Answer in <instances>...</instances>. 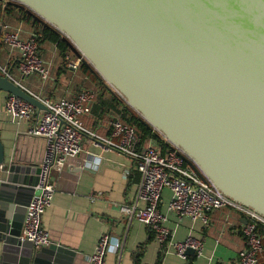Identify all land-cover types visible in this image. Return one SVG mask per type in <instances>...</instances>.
Listing matches in <instances>:
<instances>
[{
  "label": "water",
  "instance_id": "1",
  "mask_svg": "<svg viewBox=\"0 0 264 264\" xmlns=\"http://www.w3.org/2000/svg\"><path fill=\"white\" fill-rule=\"evenodd\" d=\"M9 1L65 35L143 125L264 217V0ZM0 90L46 109L11 78ZM0 165V264H73V249L20 239L39 163L0 139Z\"/></svg>",
  "mask_w": 264,
  "mask_h": 264
},
{
  "label": "crops",
  "instance_id": "2",
  "mask_svg": "<svg viewBox=\"0 0 264 264\" xmlns=\"http://www.w3.org/2000/svg\"><path fill=\"white\" fill-rule=\"evenodd\" d=\"M10 25V30L22 29L20 37L23 40L36 37L25 22ZM19 57V51L11 49L0 37V66L7 69L10 77L0 70L1 76L11 78L42 99L74 100L82 92L93 93L91 113L82 116L84 124L100 134L112 135L111 121L119 117L95 108L101 89H84L85 75L79 74V69L64 70L56 44L43 43L39 51V57L49 67L47 79L37 73L23 77L18 69ZM67 57L73 60L81 58L73 51ZM10 95L0 90V139L5 152H14L40 164L45 141L40 136L27 133L37 123L38 114L14 122L5 110ZM155 141L163 154L169 152L171 147L164 139L165 146H161L162 141ZM82 146L83 152L70 157L62 168H52L51 180L56 193L51 207L42 217V225L49 232L50 239L76 252L73 264H89L86 256L94 252L104 233H109L121 244L117 251L106 254L107 264H239L241 252L248 248L244 235L247 219L242 213L234 208H221L210 214L209 224L199 220L195 223L188 217L179 220L177 214L169 209L172 192L165 188L159 207L167 216V225L175 231V239L182 240L191 233L204 242L202 257L188 254V259H183L167 253L147 225L121 211L123 205L133 204L138 194L141 173L136 161L122 152L102 151L90 146L86 140H83ZM86 149L92 153L89 154ZM98 155H102V159L95 168ZM137 204L140 208L146 205L143 201ZM261 236L264 240V230ZM259 264H264V257Z\"/></svg>",
  "mask_w": 264,
  "mask_h": 264
},
{
  "label": "built area",
  "instance_id": "3",
  "mask_svg": "<svg viewBox=\"0 0 264 264\" xmlns=\"http://www.w3.org/2000/svg\"><path fill=\"white\" fill-rule=\"evenodd\" d=\"M9 23L0 22V37L11 49L19 51V71L23 77L37 73L47 79L49 67L39 57V44L35 37L21 39V28L10 30ZM82 61L71 59L69 67L77 70ZM0 70L10 77L7 69L0 66ZM46 109L24 99L10 95L5 105L7 114L14 122H19L38 114V121L27 130L29 135L40 136L45 141L44 156L39 164L41 169L35 193L30 200L24 219V227L20 235L21 241L31 242L35 250L49 247L52 244L49 232L42 225V217L51 207L56 187L51 180L53 167L62 168L70 157L83 152V140L90 146L98 147L102 151L114 150L122 152L137 163L141 173L139 190L133 204H125L121 211L129 218L143 222L154 233L159 245L167 253L188 259V250L193 249L195 256L204 255V242L191 233L182 240L175 239V231L167 225V216L159 207V201L165 188H169L172 197L169 209L175 212L178 219L190 218L209 224L212 212L221 208H234L242 213L247 222L244 235L248 248L241 252L239 264H259L264 257V240L259 233V224H264V217L253 208H249L224 195L215 183L204 174H200L186 163V153L181 147L168 141L159 129L155 130L165 140L170 150L163 154L155 140L150 139L141 143L137 130L124 123L121 119L111 121L113 133L103 135L89 129L82 119L91 113L94 94L85 91L74 99L63 98L52 100L38 97ZM89 154L92 152L86 149ZM102 155H98L95 168L101 163ZM2 166L0 165V168ZM143 201L146 205L139 207L137 203ZM121 247L109 233L100 236L93 253L86 256L89 264H107L105 256L109 251H117Z\"/></svg>",
  "mask_w": 264,
  "mask_h": 264
},
{
  "label": "trees",
  "instance_id": "4",
  "mask_svg": "<svg viewBox=\"0 0 264 264\" xmlns=\"http://www.w3.org/2000/svg\"><path fill=\"white\" fill-rule=\"evenodd\" d=\"M0 22L9 24L25 22L36 34L35 39L39 44V51L43 43L50 42L56 44L60 58H62L61 60L64 65L63 69L67 71L72 70L69 67V61L71 59L67 56L71 51L76 52V49L71 43V41L67 39L65 35L60 34L52 27L45 24L29 8H20L11 3L9 0H2L0 1ZM78 69L83 70L86 75H93L96 79H98L97 76L92 73L89 66L83 62V60L81 61ZM98 81H101L104 84L100 83L99 86L102 93H100L98 97V102L95 107L97 110H102V112H112L116 116H118L119 119H121L124 123L133 126L135 130H137L138 138L141 143L150 139H154L162 141L161 146H165L160 134L155 130L153 131L151 129H148L145 125H143L142 122L139 120V117L129 110L127 103L120 95L114 93L105 84L104 81L99 79ZM258 229L260 235L263 234L264 224H259Z\"/></svg>",
  "mask_w": 264,
  "mask_h": 264
},
{
  "label": "rangeland",
  "instance_id": "5",
  "mask_svg": "<svg viewBox=\"0 0 264 264\" xmlns=\"http://www.w3.org/2000/svg\"><path fill=\"white\" fill-rule=\"evenodd\" d=\"M79 74H83L85 75V79L83 81V87H85L84 89H93L96 90L97 88L100 89V83H102L101 81H98V79H96L93 75H89V74H85L83 72V70H79ZM104 84V83H102Z\"/></svg>",
  "mask_w": 264,
  "mask_h": 264
}]
</instances>
